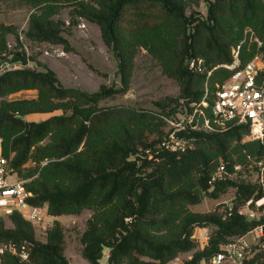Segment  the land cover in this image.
I'll return each instance as SVG.
<instances>
[{
  "label": "trees",
  "instance_id": "obj_1",
  "mask_svg": "<svg viewBox=\"0 0 264 264\" xmlns=\"http://www.w3.org/2000/svg\"><path fill=\"white\" fill-rule=\"evenodd\" d=\"M25 1L34 9L28 38L71 50L62 22L54 18L63 6L71 5L76 16L100 26L104 42L118 61L122 86L102 84L93 92L64 86L48 67H6L0 72V96L4 97L0 154L23 178L39 173L25 184L32 193L31 204L45 207L53 216L92 210L81 234V253L89 264H103L107 250V264H170L185 252H192V257L180 264H200L210 261L234 237L264 225V214L251 218L238 211L250 199L255 207V201L264 196L261 184L231 177L214 179L218 157L233 171L236 158L244 161L249 155L264 154L259 140L243 141L249 131L246 123L231 121L218 131L179 130L178 137L188 138L190 144L170 150L162 145L169 133L163 129L160 113L100 105L129 89L142 34L165 26L166 35L149 49L163 72L178 82L180 94L164 97L157 105L162 111L170 108L167 114L178 106L192 111L208 88L205 109L209 110L216 84H223L235 71L227 66L234 59L232 46L243 42L240 67L257 53L264 58V0H207L206 17L188 13L187 0ZM247 27L257 33L260 46L244 34ZM12 32L15 27L0 23L1 61L11 53L7 35ZM8 61L26 64L28 59L15 52ZM263 80L264 71L259 75V81ZM22 89H37L38 96L5 98ZM57 110L61 112L51 114ZM33 113L51 115L28 120L26 116ZM28 162L35 164L25 166ZM231 186L236 188L232 210H192L205 196L220 198ZM9 217L11 226L0 214V244L25 246L28 258L5 251L0 264H70L60 221H54L43 241L21 211L14 210ZM196 227L211 228L203 248L194 237ZM261 241L243 264H264V237Z\"/></svg>",
  "mask_w": 264,
  "mask_h": 264
},
{
  "label": "rangeland",
  "instance_id": "obj_2",
  "mask_svg": "<svg viewBox=\"0 0 264 264\" xmlns=\"http://www.w3.org/2000/svg\"><path fill=\"white\" fill-rule=\"evenodd\" d=\"M73 10L71 5H65L54 16L56 20L62 22L63 34L70 41L72 49L66 50L63 44L34 41L27 37L26 32L29 27V19L34 12L33 7L29 3L25 0H1L0 23L15 27L16 32L7 35V46L11 53L6 55L8 58H4L3 61L0 60V72L6 67H10L11 69L30 67L37 70H45L48 67L56 72L62 84L67 87H75L88 92L98 90L102 84L121 87L122 80L118 70V61L104 42L100 26L83 17L76 16ZM187 10L188 13L193 11L198 16L206 17L208 2L207 0H187ZM248 30H252L258 36L252 27L245 29V35L248 34L250 37L251 33H247ZM166 33V27L160 26L142 34V45H140V49L133 60L129 89L124 93H118L113 98L101 101L100 105H122L160 113L164 121L163 129L168 134L174 126L167 119L182 120L190 114V111H188V108L185 109L184 106H178L177 110H180L178 113L176 110V113L167 114L166 111L171 109L162 111V108L156 103L164 97L178 96L180 94V85L178 82L163 72L162 66L154 58L149 49L150 44L152 45L158 38L164 37ZM248 44H250V41H248ZM15 52L26 54L28 59L27 63L8 61ZM37 96V89H22L10 93L5 98L12 100L35 98ZM2 99L4 97L0 96V102ZM180 102H184L183 99ZM60 112L61 110H57L51 114ZM51 114L33 113L27 115L26 118L28 120H38L46 118ZM247 140L249 139L246 134L243 137V141ZM256 156L253 154L249 155L248 159L244 161L235 157V164H240L241 168L232 173L231 178L234 180L256 182L257 173L253 169ZM221 159L223 158L218 157L217 160L220 161ZM45 162L43 161L42 164ZM34 164L33 162H28L25 166H33ZM38 174L37 172L32 177L23 178L18 172L12 171L10 179L23 180L26 184V182L38 176ZM235 195L236 188L231 186L220 198L205 196L200 203L192 205L191 208L195 212H224ZM262 205H264V202ZM258 206L255 203V207H249L247 209L251 218H260L264 214V208H257ZM91 215L92 210L90 209H86L77 214H63L60 216L47 214L43 224L34 226L35 234L38 239L45 241L47 239V232L53 226L54 221H60L65 229V254L70 264H89L81 253V234ZM1 216L5 219L7 226L12 225L9 215L1 214ZM210 232V227L195 228L194 237L198 241V247L203 248L207 244ZM247 237L250 247L246 255L249 257L251 256L252 249L260 243V240L259 238H254L252 235H248ZM190 257H192V252H185L178 255L181 263ZM106 259L108 258H106L105 252L101 262ZM201 263L208 264V261H202Z\"/></svg>",
  "mask_w": 264,
  "mask_h": 264
},
{
  "label": "built area",
  "instance_id": "obj_3",
  "mask_svg": "<svg viewBox=\"0 0 264 264\" xmlns=\"http://www.w3.org/2000/svg\"><path fill=\"white\" fill-rule=\"evenodd\" d=\"M250 38L260 46L262 41L252 30ZM242 43L232 48L233 62L227 66L235 69L233 74L223 83H217L214 93V100L208 107L209 90L206 88L205 96L197 103L193 104V110L182 120L167 119L174 128L169 132L168 138L163 142V146L170 150L184 149L189 139L178 137L177 131L188 128L205 131L224 130L228 123H246L248 125L247 138L249 140H259L264 145V80L259 81V75L264 71V58L261 54H256L251 60L240 67V52ZM201 62V61H200ZM1 142V140H0ZM241 168L240 164H234L233 171H229L224 159L218 163L214 179L232 177V173ZM253 169L256 171V182L264 189V154L256 157ZM12 169L6 157L0 154V214L9 215L14 210L21 211L24 216L34 225H41L48 214L47 209L42 206L33 205L28 201L32 193L27 190L23 180H11ZM253 199L238 207L240 213L250 217L247 212L252 207ZM264 202V196L255 201L260 208ZM236 202L231 200L228 209L232 210ZM248 235L261 239L264 237V225L259 224L251 229L247 234L234 237L231 241L221 246V249L208 261V264H243V260L249 251ZM208 238V237H207ZM10 251L19 254L23 259L28 258L25 246H17L13 243L0 244V254ZM178 257L170 264H180ZM202 264V263H200ZM207 264V263H206Z\"/></svg>",
  "mask_w": 264,
  "mask_h": 264
},
{
  "label": "crops",
  "instance_id": "obj_4",
  "mask_svg": "<svg viewBox=\"0 0 264 264\" xmlns=\"http://www.w3.org/2000/svg\"><path fill=\"white\" fill-rule=\"evenodd\" d=\"M106 258H108V251H106ZM106 261H107V259L106 260H103L102 263L103 264H106L107 263Z\"/></svg>",
  "mask_w": 264,
  "mask_h": 264
}]
</instances>
